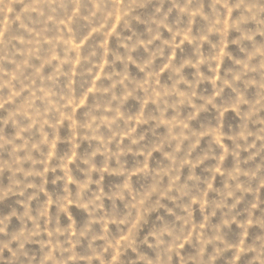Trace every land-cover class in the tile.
I'll return each instance as SVG.
<instances>
[{
	"label": "clouds",
	"instance_id": "9594fccd",
	"mask_svg": "<svg viewBox=\"0 0 264 264\" xmlns=\"http://www.w3.org/2000/svg\"><path fill=\"white\" fill-rule=\"evenodd\" d=\"M0 264H264V0H0Z\"/></svg>",
	"mask_w": 264,
	"mask_h": 264
}]
</instances>
